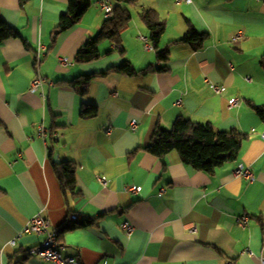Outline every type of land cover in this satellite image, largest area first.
Here are the masks:
<instances>
[{
  "label": "crops",
  "instance_id": "obj_1",
  "mask_svg": "<svg viewBox=\"0 0 264 264\" xmlns=\"http://www.w3.org/2000/svg\"><path fill=\"white\" fill-rule=\"evenodd\" d=\"M100 1L91 0L81 22L50 49L67 0H29L23 6L20 0H0L1 18L21 35L0 44V264H52L27 255L44 237L21 234L39 214L59 231L62 254L83 264H261L264 122L250 102L264 105L259 63L264 0H141L129 8L132 20L122 35L125 55L107 54L115 46L104 42L99 49L105 56L78 64V51L105 21ZM148 10L158 11L167 23L159 51L185 35L188 21L210 39L202 48L173 44L168 61L159 62L158 51L146 50L140 39L149 40L140 19ZM239 31L244 39L234 45ZM39 44L48 49L40 66L47 81L31 93ZM60 57L72 65L61 66ZM124 61L137 71L166 67V72L98 77L85 97L68 85ZM212 84L223 87V93L216 94ZM235 98L241 104L227 110V101ZM84 106L96 107L97 115L82 117ZM179 117L247 135L238 160L209 174L186 166L177 152L158 159L143 150L158 126L169 130ZM134 120L139 125L131 131ZM41 124L59 139L43 140ZM51 146L60 163L77 165L80 197L63 194L49 158ZM239 163L252 169L255 182L233 176ZM131 186L141 187L140 195L128 192ZM71 215L78 221L71 222ZM243 216L249 218L246 228L237 223ZM85 222L93 224L80 226ZM125 223L135 228L130 236Z\"/></svg>",
  "mask_w": 264,
  "mask_h": 264
},
{
  "label": "trees",
  "instance_id": "obj_2",
  "mask_svg": "<svg viewBox=\"0 0 264 264\" xmlns=\"http://www.w3.org/2000/svg\"><path fill=\"white\" fill-rule=\"evenodd\" d=\"M29 0H20L23 6ZM141 0H113L115 8L113 15L105 19L100 32L96 37L90 39L78 51L75 62L78 64L90 63L101 59L106 54L100 52V45L110 42L115 46V50L108 52L125 55L122 43V35L129 28L132 20L130 7L136 6ZM91 0H67V12L63 14L51 34L52 49L59 37L71 30L81 22L85 14L91 8ZM140 19L149 32V41L157 52V60L166 63L170 55V46L173 44L191 45L195 48H202L210 39L208 33H199L188 21V30L178 41L172 42L167 48L159 51V46L163 35L167 29V23L162 19L156 10L145 11ZM21 38L19 32L11 28L0 16V44L9 39ZM26 44V43H25ZM27 45V44H26ZM264 70V54L259 61ZM158 72H166V67L154 69L149 67L143 71H137L130 62L124 61L121 65L112 67L101 74L80 77L68 82V85L76 90L80 96L85 97L89 91L91 82L98 77H105L112 73L136 77ZM250 106L256 115L264 122V105H256L250 102ZM97 108L84 106L81 112L82 117H95ZM1 126V122H0ZM248 136L238 130L219 131L211 124H201L192 120L179 117L169 130L158 126L154 131L150 143L143 148L148 154L163 159L172 152H177L182 162L197 171L213 173L216 169L238 160L243 143ZM54 149L49 151V158L53 162L56 176L61 184L63 194L68 199L81 196L77 188L76 175L78 167L75 163L65 161L60 164L54 163ZM68 201V200H67ZM93 222H85L82 227L90 226Z\"/></svg>",
  "mask_w": 264,
  "mask_h": 264
},
{
  "label": "built area",
  "instance_id": "obj_3",
  "mask_svg": "<svg viewBox=\"0 0 264 264\" xmlns=\"http://www.w3.org/2000/svg\"><path fill=\"white\" fill-rule=\"evenodd\" d=\"M179 2L191 4L192 0H179ZM99 7L101 11L104 13L105 19H109L112 17L115 8V4L113 0H101L99 2ZM140 39L144 41L146 50L150 51L153 49V46L151 45L150 41L147 38L141 37ZM243 39H244V33L242 31H239L233 36L232 43L234 45H238ZM47 52L48 49L46 48V46L41 44L38 45L34 59L36 73L30 86L31 93L39 92L47 81L46 78L40 73V66L43 63L44 58L47 56ZM58 62L63 67H69L72 65V62L65 57H60L58 59ZM211 87L216 94H222L224 91L223 87L218 85L212 84ZM41 95L42 97H44L43 93ZM241 102L242 99L240 98L228 100L226 103V109L232 110L233 108L239 106ZM180 103L181 101L179 100L177 104ZM138 125L139 122L137 120H134L130 126L131 131H135ZM38 135L41 138H43V140H46L47 138L59 139L60 137L59 134H57L56 132L51 134L43 124L39 125L38 127ZM261 137L262 139H264V133L262 134ZM232 173L234 177L243 179L249 183H253L256 180L252 169L249 166H246L242 163L237 164L233 169ZM99 180L103 185H106L107 182L104 178H100ZM127 190L131 194L140 195L142 188L138 186H131ZM164 192L165 189H162L160 191V195H162ZM78 219L79 217L77 215H71L70 217L71 222H76L78 221ZM237 223L242 228H246L249 225V218L247 216H243L237 220ZM123 229L127 236L132 235L135 230V228L129 223H125L123 225ZM193 231H195V229H193ZM27 233L44 237V240L40 245L28 251L27 253L28 256L36 257L45 262L52 264H83L76 257L64 256L62 254L64 246L59 242V235H60L59 231L52 230L50 221L47 218L43 217L42 215L39 214L37 216H34L28 221V223L23 228L21 234H27ZM11 245L15 246L16 240H13L11 242ZM101 264H109V262L107 260H103ZM228 264H235V263L232 261L229 262ZM261 264H264V258L261 259Z\"/></svg>",
  "mask_w": 264,
  "mask_h": 264
},
{
  "label": "water",
  "instance_id": "obj_4",
  "mask_svg": "<svg viewBox=\"0 0 264 264\" xmlns=\"http://www.w3.org/2000/svg\"><path fill=\"white\" fill-rule=\"evenodd\" d=\"M55 163H57V164L60 163V160H59V157L58 156L55 157Z\"/></svg>",
  "mask_w": 264,
  "mask_h": 264
}]
</instances>
